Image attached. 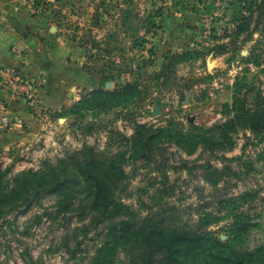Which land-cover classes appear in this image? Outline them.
<instances>
[{"label": "rangeland", "instance_id": "rangeland-1", "mask_svg": "<svg viewBox=\"0 0 264 264\" xmlns=\"http://www.w3.org/2000/svg\"><path fill=\"white\" fill-rule=\"evenodd\" d=\"M11 8L37 20L25 31L55 60L27 66L35 106L0 105V264H166L143 240L158 227L216 238L228 264H264V0H0ZM126 86L124 104L59 115ZM245 108L258 131L203 144ZM138 132L152 145L125 141ZM102 164L122 166L133 214L115 240L123 218L92 209Z\"/></svg>", "mask_w": 264, "mask_h": 264}, {"label": "trees", "instance_id": "trees-1", "mask_svg": "<svg viewBox=\"0 0 264 264\" xmlns=\"http://www.w3.org/2000/svg\"><path fill=\"white\" fill-rule=\"evenodd\" d=\"M131 89V86H126L119 91L96 90L90 93L89 98L84 99L72 107L71 110H64L59 115L73 112L79 113V111L86 108L87 104H94L95 108L108 110L114 106L126 103L132 95ZM235 103L237 104V101ZM238 113L236 120L232 119L219 128L222 141H212L205 135L199 134V138L203 144L214 149L224 147L223 143L228 139V134L236 132L238 125L243 127L247 125L251 130L258 131L257 113H252L251 110L246 108L241 109ZM144 137V135L138 132L135 137L125 141L140 147L152 145L154 137L150 136V138L144 140L147 143L143 141ZM91 164L90 160H88L86 164L88 172L91 171L89 168ZM109 167L112 169L103 165L102 169H99L98 176L95 178L98 185L93 192L92 209L104 219L115 221L123 218V220L111 228V238L115 240L119 239V235L121 236L125 231L130 232L128 226L130 221L133 220V214L121 202V194L124 192V189H121L119 185L122 184L125 178L122 166ZM114 170L116 171L114 172ZM137 229V227L133 228V230ZM143 240L153 253L165 252L167 255L166 264H186L191 260H194L193 264H228V261L225 262L222 258L227 251L226 246L216 238H209L205 235L188 236L187 234H170L163 228L158 227L146 231Z\"/></svg>", "mask_w": 264, "mask_h": 264}, {"label": "crops", "instance_id": "crops-1", "mask_svg": "<svg viewBox=\"0 0 264 264\" xmlns=\"http://www.w3.org/2000/svg\"><path fill=\"white\" fill-rule=\"evenodd\" d=\"M8 13L14 14L15 18H10L9 24L0 22V77L4 71L9 69H15L24 76V73H28L29 68L27 66L30 65L31 57L40 60L41 63L42 57L45 56V70L48 73L51 66H53L54 55L49 58L48 54H44L38 38L30 37L28 29L26 35H24V32H20L22 26L25 31L28 25H33L37 20L25 17L26 12L21 9H0V16ZM17 50L19 53H17ZM8 97L0 83V105L3 101L9 100ZM15 104L17 103H10V108L13 109Z\"/></svg>", "mask_w": 264, "mask_h": 264}, {"label": "built area", "instance_id": "built-area-1", "mask_svg": "<svg viewBox=\"0 0 264 264\" xmlns=\"http://www.w3.org/2000/svg\"><path fill=\"white\" fill-rule=\"evenodd\" d=\"M0 83L8 96H11V100L24 98L35 106L38 89L33 80L23 76L15 69H9L2 73Z\"/></svg>", "mask_w": 264, "mask_h": 264}, {"label": "water", "instance_id": "water-1", "mask_svg": "<svg viewBox=\"0 0 264 264\" xmlns=\"http://www.w3.org/2000/svg\"><path fill=\"white\" fill-rule=\"evenodd\" d=\"M24 35H26V31L24 32ZM210 68H212V66H210ZM153 114H154V116L159 115V111H158V108L157 107L154 108Z\"/></svg>", "mask_w": 264, "mask_h": 264}]
</instances>
